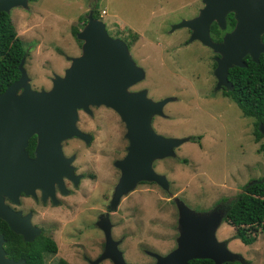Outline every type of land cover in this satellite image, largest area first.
<instances>
[{
	"label": "rangeland",
	"instance_id": "1",
	"mask_svg": "<svg viewBox=\"0 0 264 264\" xmlns=\"http://www.w3.org/2000/svg\"><path fill=\"white\" fill-rule=\"evenodd\" d=\"M185 1L27 0L26 7L18 6L9 12L17 36L28 53L24 69L31 87L37 91L48 89L53 75L63 76L70 58L81 54V45L71 30L73 27L82 30V19L87 20L95 9L99 20L104 22L113 37L132 44L131 35H138V54L142 63L130 55L136 66L143 68L148 76V83L143 82L139 87H146L150 97L157 99L178 97H175L177 102L169 103L164 109L163 117L157 116L153 120L152 127L159 134H196L205 125L217 131L223 129L219 120L221 115L222 121H233V138L222 134L216 140L213 133L205 130L202 147L187 141L177 149L176 157L154 164L156 171L169 181L167 191L153 183L139 185L111 214L112 234L115 238H124L120 251L127 264L152 263L153 256L149 259L144 250L162 255L176 249L179 237L177 200L186 201L188 204H184L195 214L215 213L224 217L225 204L222 203L232 200L246 183L264 177V138L255 141L254 119L245 117L234 102L230 104L232 107H221L218 96L210 101V106L204 105L209 114H219L218 119L213 121L202 113L204 95L199 92L195 95V91L214 84L211 53L196 42L185 47L180 40L185 32L172 30L171 24L178 20ZM94 4H97L96 8ZM114 116L105 108L95 110L93 118L83 116L86 121L83 126L94 136L89 147H84L78 140L65 141V152H70L75 144L72 152L77 154V164L80 163L85 171L86 179L80 187L71 188L59 206L48 202L41 204L25 197L17 204L5 200L7 205L23 213L32 210V223L43 228L44 232L49 231L48 235L57 245V253L45 255V264H55L61 258L69 264H87L85 257L92 260L104 251L103 234L95 229L94 222L100 214L108 211L113 185L119 178L113 162L124 154L127 147L125 128L121 124L120 136ZM99 117L104 121L112 120L110 131L98 123ZM209 136L211 138L207 139ZM209 146H214V151H207L214 152L213 156L207 155V160L203 159L205 173L199 174V151L203 152ZM87 157L91 161L86 162ZM180 159H186L188 163L183 164ZM104 163L107 171L97 179L93 165L103 167ZM199 190L204 198L211 194L215 199L195 201L190 193ZM234 236L235 229L222 218L216 232L217 240L226 242L227 248L242 261L264 264V234H256V241L251 245H244ZM59 239L67 255L60 252ZM100 264L112 263L104 261Z\"/></svg>",
	"mask_w": 264,
	"mask_h": 264
},
{
	"label": "water",
	"instance_id": "2",
	"mask_svg": "<svg viewBox=\"0 0 264 264\" xmlns=\"http://www.w3.org/2000/svg\"><path fill=\"white\" fill-rule=\"evenodd\" d=\"M207 5L193 21H183L172 28L193 30L190 42L200 40L203 45L218 53L215 77L218 87L230 86L227 72L232 67H245L243 58L249 55L257 63L264 54V0H204ZM27 0H0V13L12 8L26 7ZM224 5L221 10L215 6ZM230 8L236 15V26L227 34L223 43L213 44L208 35L211 16L223 15ZM221 27L223 25L219 22ZM82 42L81 54L70 58V66L63 76L53 75L49 90L35 91L31 88L23 61L19 65L20 77L0 94V219L9 229L30 242L40 231L33 227L29 215L22 216L5 203L17 204L22 194L35 196L36 190L43 195L52 194L55 182L61 184L63 176L71 177L69 163L65 159L61 143L72 137L89 142V137L77 130V110L88 111L89 105L105 106L115 111L127 128L128 154L120 166L123 176L114 190L112 206L121 195L130 191L137 181L149 180L168 190V182L152 168V163L174 157V149L188 138H165L157 135L151 126L154 116L163 117V107L172 98L158 102L146 100L143 93L132 94L128 89L144 78L142 68L132 61L125 44L112 39L104 22L93 18L90 12L87 23L76 35ZM20 91V93H18ZM264 135V125L260 126ZM37 136L33 159L28 157L26 147L29 139ZM178 210L177 247L165 256L150 253L154 264H188L200 259L213 264L242 261L227 248L226 242L216 238V231L223 216L219 214H195L184 203L176 201ZM99 225V224H98ZM105 237L104 251L92 262L98 264L110 260L113 264H127L118 242L113 241L111 225L104 221L99 226ZM4 238L0 236V264H25L7 257Z\"/></svg>",
	"mask_w": 264,
	"mask_h": 264
},
{
	"label": "flooded vegetation",
	"instance_id": "3",
	"mask_svg": "<svg viewBox=\"0 0 264 264\" xmlns=\"http://www.w3.org/2000/svg\"><path fill=\"white\" fill-rule=\"evenodd\" d=\"M206 5H207V3L204 0H186L185 1V4L181 7L182 12L179 14L178 20H176L175 22H172L171 28L175 27L176 25L180 24L183 21H193V20H196L200 16L201 11L206 8ZM215 8L218 11L219 10L222 11V9L224 8V5L215 6ZM229 9L230 8L224 9V12L225 13L223 15H221V16L215 15L214 17L211 16L209 19L208 18L206 19V20H209V22H208V35H209L210 41L213 44H221V43H223L225 36L227 34L231 33L233 31V29L235 28V26H236V23H237L236 15H235V13L233 11H230ZM219 22H221V24L223 25V27H221V25L219 24ZM105 27H106V25H105ZM106 30H108V29H106ZM174 31H184L185 32L184 38H180L181 44H183L185 47H187L191 43H195L196 42L197 44H199L203 48H205L209 53H211V58L210 59L212 61V75H213L214 84L211 85L210 87H208V86L200 87L198 91H195V95H197V92H199L202 95H204V99L205 100L204 101H201L202 109H203V112L202 113L207 114L210 117V119L213 120V121L214 120H217L218 119L217 117L219 116V114H216V113L215 114L214 113L209 114V111L206 109V107L204 105L210 106L211 105V102L210 101L212 99L216 98L217 96L220 98L219 104L223 108L226 107V106L232 107L231 105L233 103V100L231 98V93L233 91V86H232V83L230 82V80L228 79V72H227L226 78H227V83H229L230 86L221 85V86L218 87V81H217V79L215 77V74H214L215 73V69L217 67V61L221 58V56L218 53H215L211 48L203 45L200 40H195V41L190 42L189 40H190V38H191V36L193 34V30L192 29H189V28H180V29H175ZM107 33H108V35L112 39H117V40L122 41L125 44L128 52L130 54H132V56L134 57V59L138 63H142V60H141V62L139 60V57L140 56L138 54V49H139V46L140 45L138 43V38H135L134 37L135 35H131V37H132V44H131V42H128V41H126V40H124L122 38L113 37L109 33V31H107ZM260 40H261L262 43H264V34L261 36ZM79 42H80V45L82 46V42L81 41H79ZM149 58H150V55H149ZM247 58L250 59V60H252V58L249 55H246L243 58V62H244V59H247ZM25 61L23 62V67H24ZM132 61L134 62V60H132ZM70 64H71V62H70ZM143 71H144V78L141 81H139L138 83H136L133 86H131L128 89V92H130L132 94L143 93L146 100L149 101L150 99H152L154 102H158V101H161V100L166 99V98H172L173 101L168 102L163 107V113H164V109L168 106L169 103L177 102L175 100V97H177V96L172 97L173 96L172 95V96H166V97L159 98V99L154 98V97H150V91L146 87H139V85L142 84L143 82H147V78H148L147 72L144 69H143ZM30 85H31V82H30ZM51 86L52 85L50 83V87L48 89H45V90H49L51 88ZM33 90H35V89H33ZM35 91H37V90H35ZM18 93H20V91H18ZM98 108H105V109H107V111H110V112H112L115 115L114 116V119H115V122L117 123V128L121 131L120 136L122 135V128L123 127L125 128V131H126L124 137L127 140V147L124 150V154L120 158L116 159L113 162V167L115 169H117L118 172H119V178L117 180V183L115 185H113V192H112V195H111V198H110L108 207H107L108 211L107 212H103L102 214H100L98 216L97 221L94 222V226L96 227L95 229H97L99 232H101L103 234V239H104V242L103 243H104V245H105L104 233H103L102 229L99 226L104 221H107V222L110 223V225H111V229H110L111 237H112L113 241L118 242V246L117 247H118V249L120 251L121 250L120 247L124 243V238L123 237L115 238L114 237V234H112L113 224L111 222V217L110 216L119 207L120 203H122V201H124V199L127 197V195H129V194H131L132 192L135 191V189H136L137 186H139V185H146V184H150V183H153V182H150L149 180L137 181L136 184L134 185V187L130 191H128L127 193H124L123 195H121V197L119 198L118 202L114 206H112L115 187L117 186V184L119 183V181L121 180V178L123 176V171H122L121 167L118 166V165L116 166V164H120V163L122 164L125 161V158L127 157V154H128V147H129V142H128V139L126 138L127 128H126L125 123L120 118V116L115 111H113L112 109L107 108L105 106L89 105L88 106V111H84L82 109H79V110H77V119H76L75 126H76V128H77L78 131H80L82 134L87 135L89 137V142L86 143L85 140H83L81 138H78V137H72V138H70L68 140H65V141L78 140L84 147H89L90 144H92V142L94 141V138H93L94 136H93V134L89 130L86 129V127L83 126L84 123L86 122L83 119V116L88 115L89 118H93L94 111L97 110ZM214 115H215V117H214ZM156 117L157 116H154L152 118V120H151V126H152L153 120ZM219 120L221 121L220 125L223 127V129L218 128L217 131H213L212 129L207 128V125H205V126L201 127V128H203V130L197 131L196 134H194V133L193 134H184L183 132L182 133L180 132V136H183V138H188V141L189 142H191L193 144L195 143V145H197L198 147H202L201 141L205 137V134H204V131L205 130L209 131L210 133H213L212 135H214V137H215L216 140H219L221 138L222 134L229 135L230 136L229 138H233L234 135H235L234 134V124H233V121H229V120L226 121V122L222 121V115L220 116ZM111 121L112 120H109V121H106L105 120L104 121V119L101 118V117L98 118V123L103 124L104 127L107 128L106 130H108V131H110V128L113 127V125L111 124ZM222 122H224L225 124L222 125ZM121 124L123 125V127H122ZM88 128H90V127H88ZM152 129L154 130V132L157 135L163 136L165 138H178V137H180V136H166L164 134H159L153 127H152ZM184 136H188V137H184ZM32 137H35L36 138V144H35V148H34V152H35L36 146H37V136L36 135H33ZM209 138H211V137L209 136L207 139H209ZM179 139H181V138H179ZM65 141H63L61 143V150H62V154H63V156H64L65 159H72V161L69 163V168H71V177L63 176L62 179H61V184H58L57 182H55L54 185H53L54 188H53L52 194L48 193L45 196V195H43V193H42L41 190H36L35 196H25L24 194H22L20 196L19 200H21V198H24V197L25 198H32L35 201H40L41 204H46L48 202V203H50L53 206H59V203L61 202V199L68 196L71 188H78V187L81 186L82 181L86 179L85 171L83 172L82 168L80 167V163L77 164L78 163L77 154L72 152V150L76 147L75 144L72 146V148H70V150H69L70 152H65V149H64ZM181 146H179V147H177V148L174 149V157H176V155H177V152H176L177 149H179ZM213 147L214 146H209V147H206L205 151H203V152H200L199 151V156L197 158L198 162L200 163V165H198V170H199L198 172H199V174L201 172H204L203 170H205L204 169V165H203V163L205 161L203 159H206L205 157H207V155H210V158L213 156V153L214 152H207L208 150L214 151V148ZM34 152H33V156L32 157H30L29 155H28V157L31 158V159H33L35 157ZM174 157H167V158H164V159L166 160V159L174 158ZM164 159H161V160H164ZM161 160L154 161L152 163V168H153V170H154V172L156 174L162 175V176H164L166 178V180L168 182V189H169V186L170 185H169V181H168L167 177L164 174L158 173L156 171V168L154 167V164L157 161H161ZM85 161L87 162V161H91V160H88V157H87L85 159ZM180 162L183 163V164H187L188 163V161L186 159H180ZM93 168L96 170V174L95 175L97 176V179H99V176L100 177H101V175L103 176L105 174V172L107 171V165H106V163H104L103 167H101L100 165H96V166L93 165ZM229 180H230V178H229ZM214 181L218 182L217 180H214ZM153 184H156V183H153ZM157 186L160 187L159 185H157ZM162 190L164 191V189H162ZM165 191H167V190H165ZM190 197L192 199H194L195 201L200 200V199H204V200L215 199L211 194H210L209 197H205L204 198L203 197L202 190L195 191V192H191L190 193ZM226 202L227 201H225V203H222V204H226ZM184 203H187V202L184 201ZM10 207H12V206H10ZM12 210L20 212L23 217L29 215V219L31 220V225L33 227L37 228L40 231V233L38 235H36L34 237V239L32 241H30V242H33V241H35L38 238H49L50 240L53 241V243H54V245L56 247V251H55V253H43L42 254V259H43V262L45 264V255H47V254L55 255L57 253V245L54 242V240L48 235V232L49 231L44 232L43 228H41L40 226L32 223V218H33V214H34L32 210H29L27 213H23V212H21L19 210H16L13 207H12ZM206 211H208V210H206ZM58 241H59V245H60V248H61V246L63 245V243H62V241L60 239ZM103 249H104V247H103ZM173 250L174 249H172L171 251H173ZM60 252H62V255H65L66 251H64L63 246H62V251L60 249ZM144 252H145V255L148 256L149 259H150V253H154V252H150V251H147V250H144ZM101 254L99 252L98 256H96V258H93L92 260L91 259H88L87 257H85L86 263L87 264H92V262H94L95 260H97L100 257ZM156 254H158V253H156ZM167 254L168 253L162 254V255L161 254H158V255L165 256ZM66 255H67V253H66ZM123 258H124V256H123ZM59 261H64L66 264H69L66 260H64V258L58 259L55 264H58ZM104 261H110V260H104ZM104 261H101L98 264H100V263H102ZM155 262H156V260L154 258V260H153L152 263H150V261H149L146 264H154Z\"/></svg>",
	"mask_w": 264,
	"mask_h": 264
},
{
	"label": "trees",
	"instance_id": "4",
	"mask_svg": "<svg viewBox=\"0 0 264 264\" xmlns=\"http://www.w3.org/2000/svg\"><path fill=\"white\" fill-rule=\"evenodd\" d=\"M32 1V0H28ZM96 2L98 0H95ZM97 4H94L96 8ZM93 18L100 19L98 12L93 10ZM87 23L82 19V26ZM76 35L79 28H72ZM138 38L137 34H134ZM80 43V42H79ZM28 53L23 42L18 38L9 14L0 13V94L16 82L20 77L19 65L25 61ZM245 67H232L228 70V79L232 83L231 98L245 117L254 119L255 141L264 138L260 126L264 125V54L255 63L244 59ZM36 138L28 141L26 151L33 156ZM224 222L235 229V238L244 245L256 241V234H264V177L246 183L241 192L224 206ZM0 236L4 238V251L8 258L24 260L25 264H44L43 253H55L56 247L49 238H38L33 242H25L20 235L12 232L7 224L0 219ZM58 264H66L59 261ZM188 264H213L210 260L195 259ZM224 264H250L247 261H235Z\"/></svg>",
	"mask_w": 264,
	"mask_h": 264
},
{
	"label": "built area",
	"instance_id": "5",
	"mask_svg": "<svg viewBox=\"0 0 264 264\" xmlns=\"http://www.w3.org/2000/svg\"><path fill=\"white\" fill-rule=\"evenodd\" d=\"M103 15H105V12H103Z\"/></svg>",
	"mask_w": 264,
	"mask_h": 264
}]
</instances>
